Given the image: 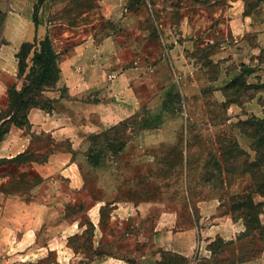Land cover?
Segmentation results:
<instances>
[{
	"label": "rangeland",
	"instance_id": "obj_1",
	"mask_svg": "<svg viewBox=\"0 0 264 264\" xmlns=\"http://www.w3.org/2000/svg\"><path fill=\"white\" fill-rule=\"evenodd\" d=\"M37 5L38 18L57 22L45 38L60 62L73 47L70 37L92 36L97 47L107 38L114 42L93 47L89 60L76 63V81L91 91L80 103L96 105L99 113L65 111L71 137L35 135L23 156L0 163V201L49 205L58 216L47 225L58 219L76 225L66 235L79 233L66 244L82 259H264V195L251 174L256 145L264 139V0H36ZM55 96L66 99L67 90ZM71 166L74 174L67 170ZM206 201L219 202L218 214L240 220L249 231L228 244L220 237L208 240L210 259L155 249L151 239L162 214L178 213L181 228H206L209 221L199 208ZM127 203L152 208L148 216L114 212ZM54 261L51 253L39 264Z\"/></svg>",
	"mask_w": 264,
	"mask_h": 264
},
{
	"label": "crops",
	"instance_id": "obj_2",
	"mask_svg": "<svg viewBox=\"0 0 264 264\" xmlns=\"http://www.w3.org/2000/svg\"><path fill=\"white\" fill-rule=\"evenodd\" d=\"M35 5L36 0L25 2L0 0V9L6 14L3 32L5 44L0 46V111L8 107V89L19 82L16 55L21 46L33 42L35 38L42 40L47 34L50 35L51 30L57 25L56 21L46 23L39 18V24L36 26L33 20ZM68 42L73 47L68 53L61 55V78L57 87L44 94L50 100H59L57 106L54 104L56 107L51 112L32 109L28 116L30 123L28 128L12 126L4 140L0 142V159H14L24 154L33 145L35 135L38 134H64L71 137L68 133L71 128L64 121L65 111L75 115L84 108L92 110L90 113H99L96 105L80 103V100L90 95L91 91L83 88L80 81H76L79 72L76 63L89 60L90 54L95 51L93 47L97 50L106 45L113 46L114 39L107 38L98 47L97 41L92 36L70 37ZM62 88L67 90L66 99L55 96ZM67 100L71 105L66 104L63 107V102ZM95 128L99 129L97 125ZM67 170L75 173L72 166ZM74 178L76 179V176ZM36 202L0 201V264H39L51 253L55 254V261L49 264H132L110 255L82 259L81 253H75L66 244L67 237L79 233L73 231L66 235L68 230H74L76 225L70 228L68 224L67 227L64 219H58L51 226L47 225L48 221L58 214L55 216L49 205H40ZM151 206L152 204L142 203L131 207L127 203L117 207L114 212L123 211L129 214L135 212L139 216H148ZM199 208L202 219L209 221V226L206 228L198 229L193 225L181 228L179 225L181 218L178 213L162 214L156 221L157 226L151 239L155 249L171 251L187 259L197 257L210 259L212 254L207 248L209 241L217 237L226 242L234 241L246 231L245 225L240 220L236 221L228 214H218L219 202H202ZM96 234L95 238L98 239V232ZM96 244L99 246V243ZM147 257L148 254L142 255V259L135 264L144 263ZM82 260L85 262H81ZM261 261L242 264H260Z\"/></svg>",
	"mask_w": 264,
	"mask_h": 264
},
{
	"label": "trees",
	"instance_id": "obj_3",
	"mask_svg": "<svg viewBox=\"0 0 264 264\" xmlns=\"http://www.w3.org/2000/svg\"><path fill=\"white\" fill-rule=\"evenodd\" d=\"M38 9L39 6L37 5L33 14L36 26L39 24V18L36 13ZM4 26L5 14L0 9V46L5 44L3 38ZM16 57L18 59V78L22 81V84L20 87L17 84L12 85L8 89V107L0 111V114H7L4 118L0 117V142L10 132L12 126L17 128H28L30 126L28 116L32 109L38 108L47 112H51L54 109L55 101L45 98L44 94L54 90L61 78L59 54L54 51L48 36L43 40L35 38L33 42L24 43ZM256 147L255 150L257 151L258 158L252 164L255 173L251 172V174L254 182L257 184V193L264 195V181L260 178L262 170H264V150L262 151L264 139ZM23 155L21 154L14 159H0V163L13 162ZM245 227L246 231L242 234L249 231L247 224ZM256 235L255 230L252 233V237ZM260 237L261 239L264 238L262 234ZM231 242L233 241L225 242V244ZM210 251L212 252V256H214V251L212 249ZM213 264L220 263L214 262Z\"/></svg>",
	"mask_w": 264,
	"mask_h": 264
}]
</instances>
